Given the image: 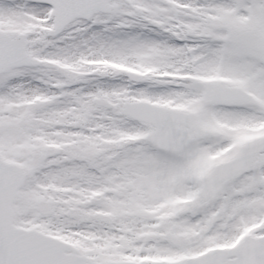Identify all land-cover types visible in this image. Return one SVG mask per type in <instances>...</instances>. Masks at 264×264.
I'll use <instances>...</instances> for the list:
<instances>
[{"label": "snow or ice", "instance_id": "obj_1", "mask_svg": "<svg viewBox=\"0 0 264 264\" xmlns=\"http://www.w3.org/2000/svg\"><path fill=\"white\" fill-rule=\"evenodd\" d=\"M0 264H264V0H0Z\"/></svg>", "mask_w": 264, "mask_h": 264}]
</instances>
